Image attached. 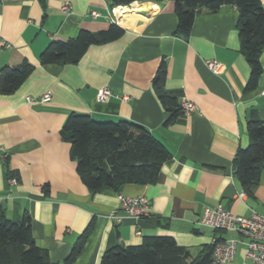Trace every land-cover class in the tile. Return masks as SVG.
<instances>
[{"label":"crops","instance_id":"1","mask_svg":"<svg viewBox=\"0 0 264 264\" xmlns=\"http://www.w3.org/2000/svg\"><path fill=\"white\" fill-rule=\"evenodd\" d=\"M125 7L114 15L116 7L106 0H0V71L22 62L33 66L13 93L0 94V146L6 155L0 161V206L13 222L30 217L35 244L51 263L64 261L92 221L72 264H98L116 244L139 246L155 236L171 237L192 257L214 240L238 238L231 264H254L245 259L239 235L199 226L197 220L205 208L218 206L243 217L253 211L264 215V168L250 193L233 173L238 149L249 143L247 122H264V48L261 75L247 90L250 69L239 51L235 7L197 13L186 38L176 33L173 1ZM112 24L122 35L90 45L77 63L39 62L50 42L71 40L81 30L105 31ZM210 60L219 63L218 73L205 65ZM162 63L164 90L175 98L171 108L153 90ZM100 89L110 91L105 102L97 100ZM46 92L51 100L41 103ZM182 97L194 105L192 112H183ZM70 113L100 122L126 120L147 130L170 154L157 180L89 191L60 135ZM9 177L16 178L14 186ZM138 195L149 200L148 217L117 221L111 216L121 196Z\"/></svg>","mask_w":264,"mask_h":264},{"label":"trees","instance_id":"2","mask_svg":"<svg viewBox=\"0 0 264 264\" xmlns=\"http://www.w3.org/2000/svg\"><path fill=\"white\" fill-rule=\"evenodd\" d=\"M43 3L44 0H40ZM112 7L128 6L134 2L160 3L165 0H106ZM174 2L177 18L176 33L189 35L195 15L201 11L218 12L223 6L238 11L236 29L239 51L249 65L250 75L246 89H253L262 72L259 61L264 48V6L260 0H170ZM123 30L112 24L105 31L91 33L81 30L67 41H53L40 54L45 64H74L90 45L104 44L119 38ZM33 66L22 62L16 67L0 71V94L13 93L31 73ZM166 68L160 64L152 85L160 102L175 106V98L164 90ZM177 113L174 112L173 115ZM246 130L249 143L238 149L233 161V173L247 193L259 181L264 168V122L250 120ZM62 139L70 144V156L76 162V171L91 191L102 188L118 190L125 184L146 185L155 182L162 164L170 158L166 147L143 127L126 120L96 121L88 114L70 113L60 129ZM93 222L78 237L62 263H51L47 253L38 248L31 233V221L24 214L20 221L7 219L0 206V264H72L87 240ZM212 245L198 255L178 247L171 237L143 238L139 246L116 244L108 248L98 264H210Z\"/></svg>","mask_w":264,"mask_h":264},{"label":"built area","instance_id":"3","mask_svg":"<svg viewBox=\"0 0 264 264\" xmlns=\"http://www.w3.org/2000/svg\"><path fill=\"white\" fill-rule=\"evenodd\" d=\"M125 6H118L112 9L115 15L124 11ZM69 8V4L63 6L64 10ZM96 12H92L93 18L97 17ZM205 65L213 73H218L220 68L219 63L215 60L206 61ZM110 96V91L107 89H100L97 92V100L105 102ZM26 100H30L28 97ZM51 100V93L46 92L40 97L41 103H47ZM181 109L184 113H190L194 110V105L186 100L181 99ZM5 151L0 146V161L5 158ZM9 186L16 184L15 177L7 179ZM243 194L240 195L242 197ZM116 212H120L117 215ZM149 200L142 195L138 196H121L119 198V207L116 211L111 213V216L119 221L121 216H128L133 219H144L149 216ZM199 226L223 232H232L239 235L243 239L244 257L254 264H264V215L255 211L251 212L248 217L238 216L231 211L223 209L222 207L205 208L197 220ZM240 243L238 238H226L222 240H214L212 242V249L210 254V264H231L235 254L237 244Z\"/></svg>","mask_w":264,"mask_h":264},{"label":"bare ground","instance_id":"4","mask_svg":"<svg viewBox=\"0 0 264 264\" xmlns=\"http://www.w3.org/2000/svg\"><path fill=\"white\" fill-rule=\"evenodd\" d=\"M124 8V10H126V7H123Z\"/></svg>","mask_w":264,"mask_h":264}]
</instances>
